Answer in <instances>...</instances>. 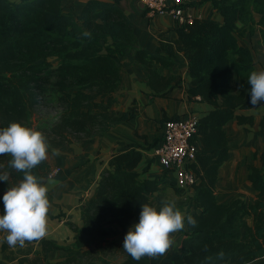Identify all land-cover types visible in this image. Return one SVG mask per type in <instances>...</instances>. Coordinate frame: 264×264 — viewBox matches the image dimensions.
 Wrapping results in <instances>:
<instances>
[{
    "label": "trees",
    "instance_id": "trees-1",
    "mask_svg": "<svg viewBox=\"0 0 264 264\" xmlns=\"http://www.w3.org/2000/svg\"><path fill=\"white\" fill-rule=\"evenodd\" d=\"M63 1L0 0V128L11 122L35 128L37 111L58 103L61 120L53 130L54 138H46L48 144L85 147L126 118L114 111V94L122 83L120 57L130 51L137 64L149 71V87L157 89L153 79L160 73L154 63L170 68L176 63V52L183 53L191 76L189 95L201 97L212 109L197 118L192 142H200L201 148L195 163L188 166L196 176L191 188L197 212L191 216L197 223L186 222L181 249L161 264H264V153L253 154L262 167L247 165L248 179L257 192L254 202L238 198L222 204L215 193L218 170L230 150L224 127L231 121L253 123L252 117L238 114L255 108L247 82L255 71L253 56L239 39L259 28L264 42V0H201L189 5L196 10L209 2L211 14L178 27L167 57L139 47L133 22L120 0H88L78 15L65 9ZM177 119L162 122L161 141L164 123ZM155 146L134 143L117 155L115 165L122 164V171L104 172L82 212V224L70 225L74 242L60 247L45 240L42 251L28 264H52L48 255L53 250L66 252L63 264H102L105 257L125 252L123 243L105 246L101 241L114 226L122 229L125 238L140 217L141 205H153L154 194L167 184L172 170L154 179L133 173L143 160L141 150L152 151ZM10 159L0 156V165L11 174L0 186L23 178L7 167ZM50 171L46 160L33 169L43 181Z\"/></svg>",
    "mask_w": 264,
    "mask_h": 264
},
{
    "label": "crops",
    "instance_id": "crops-1",
    "mask_svg": "<svg viewBox=\"0 0 264 264\" xmlns=\"http://www.w3.org/2000/svg\"><path fill=\"white\" fill-rule=\"evenodd\" d=\"M18 2L19 0H10ZM88 0H64L65 9L78 15ZM116 1V0H108ZM120 7L133 22L134 31L139 41V47L152 52H161L167 57L170 54L169 44L177 38L178 25L171 15H151L141 0H120ZM195 17L207 18L211 14V4L205 3L194 10ZM162 36V37H161ZM239 44L247 47L253 56L255 71L264 69V42L259 32L247 33ZM176 63L165 68L154 63L160 75L154 76L156 87L148 85L149 71L137 64L132 53L127 51L120 57L122 83L114 94L117 105L114 111L125 119L115 122L105 133L96 137L90 144L83 147L71 144L58 148V155L48 150L46 160L51 169L61 168V173L51 183L44 180L49 189L48 198V233L37 241L26 242L24 247L17 245L9 247L4 237L6 232L0 231V264H28L38 252L42 251L45 240L52 241L60 247H66L74 242V232L71 224H82V212L89 204L96 190L98 181L106 170L122 171V164L115 165L114 158L129 150L131 144L155 148L161 144L162 122L174 117L202 118L212 107L201 101V97L192 98L188 91L191 86V76L188 61L183 53L176 52ZM240 115L252 117L253 123L239 124L231 121L224 129L228 135L229 157L218 170V182L215 186L217 199L222 204H228L241 198L248 202L256 200L255 188L248 179L247 165L249 163L262 167L258 158L264 153V105L250 110H241ZM201 148L200 142H197ZM143 160L133 171L141 179H154L164 174L158 158L153 150H141ZM199 169V167H198ZM177 174L171 171L167 174V184L161 191L154 194L152 203L157 209L164 201L174 202L185 215L197 212L194 208L195 191L189 188L180 191L174 188ZM0 186V214H3V196L9 186ZM176 187V186H175ZM139 219L133 221V225ZM187 219H185L186 226ZM250 223V221H249ZM251 224V223H250ZM185 228V227H184ZM171 234L173 244L168 252L156 257L144 256L134 260L128 253L118 251L105 257L102 264H161L162 260L173 251L181 249L184 238L183 230ZM124 233L119 227H112L111 234L103 239V245L110 243L122 244ZM66 252L53 250L48 259L52 264H63Z\"/></svg>",
    "mask_w": 264,
    "mask_h": 264
},
{
    "label": "clouds",
    "instance_id": "clouds-1",
    "mask_svg": "<svg viewBox=\"0 0 264 264\" xmlns=\"http://www.w3.org/2000/svg\"><path fill=\"white\" fill-rule=\"evenodd\" d=\"M247 82L251 85V105L256 107L264 100V69L252 71ZM48 150L46 137L36 128L20 122L0 128V156H10L7 167L23 174L3 196L0 231L7 233L4 239L9 247H24L26 242L40 240L48 233L49 189L43 178L33 173L34 168L48 159ZM53 154L59 153L54 151ZM10 175L0 165V181H9ZM51 182L49 176L47 183ZM141 209L139 222L129 229L123 242L124 251L134 260L166 254L173 244L171 234L185 227V219L192 226L197 223L174 202L164 201L159 210L150 203H143Z\"/></svg>",
    "mask_w": 264,
    "mask_h": 264
},
{
    "label": "built area",
    "instance_id": "built-area-1",
    "mask_svg": "<svg viewBox=\"0 0 264 264\" xmlns=\"http://www.w3.org/2000/svg\"><path fill=\"white\" fill-rule=\"evenodd\" d=\"M201 0H141L145 10L151 15H171L180 27L190 24L196 18L194 9L189 5ZM197 118H179L169 120L163 126V140L154 150L164 170L176 172V186L180 191L191 188L196 183V176L188 169L195 163L200 146L192 142L197 133ZM61 168L51 169L49 176L56 178Z\"/></svg>",
    "mask_w": 264,
    "mask_h": 264
},
{
    "label": "rangeland",
    "instance_id": "rangeland-1",
    "mask_svg": "<svg viewBox=\"0 0 264 264\" xmlns=\"http://www.w3.org/2000/svg\"><path fill=\"white\" fill-rule=\"evenodd\" d=\"M54 65H58L57 60H51ZM54 107L50 106L47 108L39 109L34 116V127L41 128L40 131L44 134L46 138H54L53 130L55 125L58 124L61 120V112L62 108L55 103ZM59 146L57 145H49V149H53L54 151H58Z\"/></svg>",
    "mask_w": 264,
    "mask_h": 264
}]
</instances>
